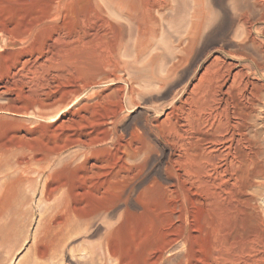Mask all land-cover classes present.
Instances as JSON below:
<instances>
[{"label":"bare ground","instance_id":"bare-ground-1","mask_svg":"<svg viewBox=\"0 0 264 264\" xmlns=\"http://www.w3.org/2000/svg\"><path fill=\"white\" fill-rule=\"evenodd\" d=\"M78 1L0 0V40L8 44V47L0 52V89L2 93L3 91L14 93L19 99H27V105L32 108L34 115L39 117L50 115L52 108L58 103L60 107L61 101L66 103L69 98H75L90 84L124 80V84L118 85L110 94L104 95L105 97L99 95L100 92L96 94L95 102L96 98L90 103L87 97L79 108H76L77 110H69L61 123L64 125V131L60 134L47 133L48 143H46L50 145L47 152L41 153L40 157L33 153L34 157L31 154L30 158V155L28 156L30 153L25 150L20 151V155L24 158L22 162L29 166V161L32 159L42 163L48 162L52 155H58L68 145L76 146L73 153L64 155L62 158L64 160H60V162L64 161V170L71 169V177L64 178V182H56L52 185L54 187H49L48 192L44 193L47 208L54 211L59 207L60 203L54 193L61 189L64 190V202L69 203L68 208L78 219L88 220L104 212L106 214L110 203L121 202L125 208L131 206L134 209L135 215H133L140 221L138 234L141 236L142 249H145V254L147 253L146 264L237 263L245 253L244 248L242 249L244 245L242 246L243 243L239 241L240 233L230 223V209L228 203L225 204L223 185L229 184L228 180H225L224 173L230 168L236 174L233 176L234 182L230 181L231 185L237 188L238 177L241 178L238 174L241 169V159L244 158L240 151L241 125L245 117H250L252 112L244 108L242 91L249 81L243 80L242 71L232 72V64L226 61L220 62V58L215 57L208 71L210 75L201 74L198 84L192 87L187 97L177 103L170 102L163 119L152 118V120L148 119L149 121L146 119L140 126H125L117 132L114 127L120 120L124 107L127 104H134L143 96L140 87L149 83L157 84L159 88L163 87L169 76L174 74L182 62L184 63V58L176 54L175 60L171 59V64L164 69L165 73L141 82L136 73L138 69L131 68L129 61L121 56L124 48L123 33L105 32L110 29L100 32L94 25V28L91 25V30H96H92L93 32H90L88 27L86 28L89 31L84 27L83 30L73 27L68 29L71 25L67 30L63 28L66 25L62 21L63 14L60 15L62 8L66 4H72L71 10L74 13L73 5L76 3L75 8L79 6ZM132 1L130 6L133 13L144 22L142 15L146 8L145 0ZM94 2L95 7L92 5V0H85L84 4L77 8L79 13L77 11L76 13L79 18H74L76 20L81 18L83 22L91 16L106 20L100 2L96 0ZM246 6L250 12H259L260 16L257 18H264V0H247ZM200 15L203 16L201 13ZM59 19L61 22L56 21ZM248 19L246 15L242 18L246 35L250 32ZM144 31L143 26L138 23L135 40L137 39L136 43L140 45ZM9 44L14 48L9 47ZM56 45L59 48H54ZM61 58L62 65L65 64L59 66L64 69H61V66L57 68L58 64L53 65L58 69V73L60 71L62 74L64 70V77L71 71H75L76 74L73 77L74 81L71 83L68 81L67 84L64 82V99L60 98L61 101L57 103L53 98L54 92L51 91L48 79L43 80V78L39 81V77L37 82L34 81V86L28 83L30 79H38L41 72L47 71V68L52 66L45 64L46 61L58 62ZM261 65L259 68L264 67V62ZM83 73H88L91 78L78 83ZM98 105L103 108L100 110ZM160 108L154 106V111L157 112ZM249 108H252V105ZM61 136L64 138L62 137L63 142L60 143L57 139ZM158 142L164 143L167 152L164 154L166 156L163 164L153 168V161L156 158L153 160L150 158L152 155L157 157L163 152ZM9 150H11L9 147L2 149L0 147V156ZM44 164H41L37 170L49 179L47 181H51L55 170ZM147 169L148 171L152 169V172L147 174ZM149 189H152L153 202L150 201L152 205L148 207L138 202L137 195ZM177 242L184 246V251L176 257H165V250ZM251 244L252 242L247 243L244 247L251 249L253 247ZM243 256L245 258V255ZM142 257L143 255H139L136 258L133 255L132 258L140 262Z\"/></svg>","mask_w":264,"mask_h":264},{"label":"rangeland","instance_id":"rangeland-1","mask_svg":"<svg viewBox=\"0 0 264 264\" xmlns=\"http://www.w3.org/2000/svg\"><path fill=\"white\" fill-rule=\"evenodd\" d=\"M84 1L79 0L78 3L83 5ZM96 2H100L99 5L103 7L106 20L91 16L88 20L83 17L86 20L84 22L80 18L79 22L74 17L79 18V9L77 8L80 5L75 8L76 3H74L75 10L72 13V4H66L67 9L64 6L62 8L64 12L60 13V15L63 14L64 20L62 21L66 25L63 28L67 30L71 25L68 29L73 27L83 30L85 28L89 31L88 28H90V32H93L95 29L92 31L91 25H94L95 28H99L96 30L100 32L110 29L105 32L123 33L124 48L121 56L127 62L129 61L131 68L141 70V72L136 70L141 82L165 73L164 69L171 64L172 60H175L176 54L184 58V63L182 62V65L180 64L176 68L177 70L169 76L163 87L159 88L154 83L140 87L143 96L134 104H127L124 107L122 115L120 114V120L114 127L117 132L124 129L125 126H140L146 119H163L169 103L173 101L177 103L187 97L192 87L198 84L201 74L202 76L203 73L208 74L211 62L215 57L220 58V62L226 61L232 64V72L242 71L244 73L243 80L249 82L245 90L242 91L244 96V98L242 97L244 101L243 99L242 101L245 110L250 109L249 111L252 112L250 117H245V121L241 125L240 148L243 149L240 151L244 158L241 159V169L238 172L241 178L238 177V181L242 186L238 184L240 188L238 186L236 188L231 185L230 181L234 182L233 176L236 174L232 168L228 169L224 173L225 180H228L229 183L223 185L225 188L224 197L226 198L225 204L228 203L227 206L230 209V223L240 233L239 241L241 244L243 243L242 246L251 242L253 246L252 250L243 246L245 258L243 255L240 258L244 261L239 258L240 260L237 261L240 262L234 264H252V262L253 264H264V67L259 68L264 62V18H257L260 16L258 11L250 12L246 6L247 0H145L146 8L142 15L144 22L140 20V17L138 18L136 13H133L130 6L132 0H96ZM92 5L95 7L94 0H92ZM200 13L203 15L202 17ZM245 15L249 18V35H246L245 26L242 23V18ZM56 21L59 22L60 19ZM138 23L145 30L141 45L136 43L137 39L135 40ZM5 47L7 48L8 44L0 40V52L5 50ZM9 47L12 48V44H9ZM54 48H59V46L56 45ZM62 62V58L58 62L46 61L45 64L52 66H49L45 72H39L43 77L39 74L38 79L29 78L30 82L28 83L34 86V81L37 82L39 77V81L43 78V80L48 79L51 91L54 92L53 98L57 100V103L61 101L60 98L64 99V82L65 84L68 81L71 83L74 81V74H76L75 71H71V74L67 73L64 77V70L62 71L63 75L60 71L58 73V69L54 66L58 64L56 67L59 68ZM59 64L61 65L59 66ZM85 74L80 75L82 78H79L78 83L91 78L90 75L87 77ZM205 76L207 77V75ZM27 81L29 80L27 79ZM122 84H124V80L90 84L75 98L73 97L74 99L69 98L68 101L72 100L71 102L67 101L66 104L61 101L60 107L59 103L58 105L55 103L57 106L54 105L55 108H52L51 114L45 117L34 115L32 108L27 105V99H19L14 93L4 91L2 93L0 89V147L1 149L6 147L11 149L0 156V264H146L147 253L145 254V249H142L141 236L138 234L140 221L134 216V209L131 206L125 208L121 202L110 203L106 214L104 212L88 220L78 219L68 208L69 203L64 202V190L61 189L54 193L60 203L59 207L54 211L47 208L44 202V193L48 192L49 187H54L52 185L56 182L61 183L64 182V178L71 177V169L64 170V161L62 163L60 160H64L62 159L64 155L73 153L76 146L68 145L58 155H52L48 162L42 163L32 159L33 162L30 160L29 166L22 162L24 158L20 155V151L25 150L30 153L28 154L30 158L31 154L32 157L34 155L40 157L41 153L47 152L50 145L47 144L46 136L52 132L60 134L64 131V125L61 123L70 111L77 110L87 97H89V102L93 103L92 100L96 98V94L101 92L99 95L106 96V94H110L111 90ZM58 97L59 99H57ZM95 100L97 98L94 99V102ZM101 104L104 106L103 103ZM251 105L252 108H249ZM154 106L161 108L155 112ZM102 108L99 106L100 110ZM62 137L57 139L58 142L61 143L64 138ZM12 144L15 146L13 147ZM158 145L163 152L157 156L158 158L154 155L150 158V160L156 158L153 161V168L163 164L166 156L164 154L167 152L164 143L158 142ZM41 164L54 168L55 173H53L51 181H47L49 179L38 172L37 169L41 167ZM151 172L152 169L149 171L147 169V174ZM230 177L231 179H228ZM242 178L243 180H241ZM238 189L242 191L240 192ZM151 190L137 195L140 204H146L148 207L152 205ZM150 201L152 202L150 203ZM233 213L237 214L233 215ZM236 215L238 216L236 217ZM237 219L239 220L237 221ZM259 243L260 245H258ZM175 245L177 246L175 247ZM183 251L184 246L177 242L165 250L164 256L176 257ZM133 255L136 258L139 255H143V257L140 262H137L132 258Z\"/></svg>","mask_w":264,"mask_h":264}]
</instances>
